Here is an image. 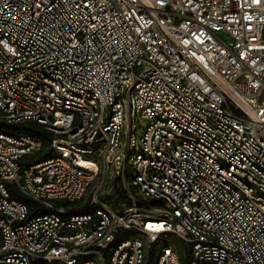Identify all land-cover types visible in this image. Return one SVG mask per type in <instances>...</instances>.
<instances>
[{
	"label": "built area",
	"instance_id": "obj_1",
	"mask_svg": "<svg viewBox=\"0 0 264 264\" xmlns=\"http://www.w3.org/2000/svg\"><path fill=\"white\" fill-rule=\"evenodd\" d=\"M167 234L264 264V0H0V264H145Z\"/></svg>",
	"mask_w": 264,
	"mask_h": 264
},
{
	"label": "rangeland",
	"instance_id": "obj_2",
	"mask_svg": "<svg viewBox=\"0 0 264 264\" xmlns=\"http://www.w3.org/2000/svg\"><path fill=\"white\" fill-rule=\"evenodd\" d=\"M141 129H138V133H140ZM110 179H107L106 186L103 189L101 193V198L105 201H109L110 199H116L117 197V192H113L111 194H108V190L110 187ZM163 245H171L175 247L181 258H182V263L183 264H189L187 251L188 249L186 248V245L182 240H180L178 237L174 236L173 234H167L163 236L156 245H153L151 248H146L145 252V264H155L156 262V253L158 250L163 246Z\"/></svg>",
	"mask_w": 264,
	"mask_h": 264
},
{
	"label": "trees",
	"instance_id": "obj_3",
	"mask_svg": "<svg viewBox=\"0 0 264 264\" xmlns=\"http://www.w3.org/2000/svg\"><path fill=\"white\" fill-rule=\"evenodd\" d=\"M8 129H13V130L21 129V130H23L24 132H26L28 134H32V135L42 139L43 147L38 153H36L35 155H33L30 158V162L31 163L40 161L44 157L48 156V154L50 153V146H51V143H52V140H53V135L51 133L45 131L39 125L32 124V123H26V124H23V125L9 126ZM26 201H28L30 206H31V208H33L34 204L30 200H26Z\"/></svg>",
	"mask_w": 264,
	"mask_h": 264
}]
</instances>
